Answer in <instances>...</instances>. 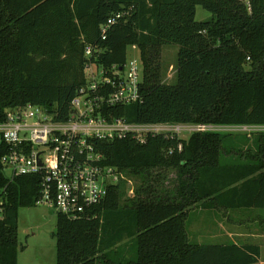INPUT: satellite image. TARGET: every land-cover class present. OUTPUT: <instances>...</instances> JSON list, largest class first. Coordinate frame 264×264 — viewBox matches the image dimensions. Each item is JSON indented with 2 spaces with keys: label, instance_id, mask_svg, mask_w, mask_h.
I'll return each instance as SVG.
<instances>
[{
  "label": "trees",
  "instance_id": "1",
  "mask_svg": "<svg viewBox=\"0 0 264 264\" xmlns=\"http://www.w3.org/2000/svg\"><path fill=\"white\" fill-rule=\"evenodd\" d=\"M198 5L211 16L197 20ZM166 45L177 46L171 82L160 60ZM130 46L142 65L139 97L105 104L107 119L264 125V0H0V121L27 103L65 118L86 85L85 68L95 64L112 77L113 66L124 69ZM113 90L106 85L96 93ZM231 135L91 139L102 164L122 177L85 215L56 213L55 264H260L258 244L188 239L194 208L264 207V131L243 145L231 143ZM130 178L137 182L128 195ZM5 184L0 264H17L18 210L36 204L41 175L9 180L0 163Z\"/></svg>",
  "mask_w": 264,
  "mask_h": 264
},
{
  "label": "built area",
  "instance_id": "2",
  "mask_svg": "<svg viewBox=\"0 0 264 264\" xmlns=\"http://www.w3.org/2000/svg\"><path fill=\"white\" fill-rule=\"evenodd\" d=\"M113 20L107 21L103 33ZM91 52V47L86 46L85 55ZM126 66L127 70L113 66L111 77L102 68L89 64L85 68L86 85L72 99L65 118H59L49 107L31 103L6 111L5 119L0 121L2 170L9 180L19 175L40 174L36 204H49L56 213L71 219L85 215L88 207L105 197L108 186L122 177L113 167L102 164L103 156L95 150L91 139H111L131 133L143 141L154 132L152 127L156 124L107 119L102 114L105 104L131 103L138 99L141 62L126 60ZM91 68L95 69L93 73ZM86 71L91 72V78ZM106 85L113 87L112 93L107 97L96 93ZM6 188L7 184L0 186V218L6 207Z\"/></svg>",
  "mask_w": 264,
  "mask_h": 264
},
{
  "label": "rangeland",
  "instance_id": "3",
  "mask_svg": "<svg viewBox=\"0 0 264 264\" xmlns=\"http://www.w3.org/2000/svg\"><path fill=\"white\" fill-rule=\"evenodd\" d=\"M207 11L201 6H196L195 17L197 20L210 17ZM177 46L166 45L162 48L161 63L165 71V81H173L174 65L176 61ZM127 60L136 59L139 61V52L136 47H128ZM128 66L124 67L127 70ZM95 71L91 68V72ZM91 72L86 71L91 78ZM203 126V127H202ZM194 124H156L152 127L155 132H174L182 139H188L195 131L210 130L231 133V143L243 145L253 137V133L264 131V125H219L204 126ZM242 137V138H241ZM245 141H244V140ZM247 140V141H248ZM171 174V173H170ZM125 177V176H124ZM173 178V176H171ZM127 194L131 195L135 179H127ZM172 185L171 183H169ZM218 207L194 208L186 222L188 239L192 243H220L215 237L219 231L218 222L224 217L215 210ZM56 224V210L53 206L45 203H37L31 207H21L18 210L17 239L18 248L17 264H55L56 262V238L53 235ZM126 243V240L123 241Z\"/></svg>",
  "mask_w": 264,
  "mask_h": 264
},
{
  "label": "crops",
  "instance_id": "4",
  "mask_svg": "<svg viewBox=\"0 0 264 264\" xmlns=\"http://www.w3.org/2000/svg\"><path fill=\"white\" fill-rule=\"evenodd\" d=\"M224 219L219 224L215 237L220 243L258 244L261 249L259 263L264 264V207H241L216 209Z\"/></svg>",
  "mask_w": 264,
  "mask_h": 264
}]
</instances>
